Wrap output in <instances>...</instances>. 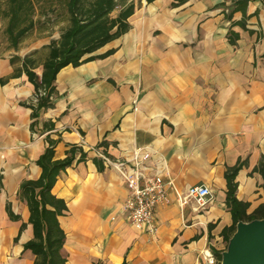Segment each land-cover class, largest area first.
<instances>
[{
  "label": "crops",
  "instance_id": "1",
  "mask_svg": "<svg viewBox=\"0 0 264 264\" xmlns=\"http://www.w3.org/2000/svg\"><path fill=\"white\" fill-rule=\"evenodd\" d=\"M133 1L128 29L93 54L109 52L62 67L52 106L35 116L33 84L24 72L11 75L9 59L38 50L42 61L49 42L20 53L5 41L0 264H34L24 247L33 228L20 184L40 176L48 146L52 159L70 157L50 189L66 206L56 216L64 264H204L203 249L225 248L221 231L233 221L225 172L238 161L236 199L248 203L246 213L264 203V1ZM34 70L40 75L41 65ZM137 146L150 153L146 173L171 177L178 191L204 183L212 202L180 207L170 189L155 210L154 233L129 223L121 210L127 188L97 151L125 160Z\"/></svg>",
  "mask_w": 264,
  "mask_h": 264
},
{
  "label": "trees",
  "instance_id": "2",
  "mask_svg": "<svg viewBox=\"0 0 264 264\" xmlns=\"http://www.w3.org/2000/svg\"><path fill=\"white\" fill-rule=\"evenodd\" d=\"M238 1L245 3L247 0ZM133 10V0H0V17L5 19L3 38L9 43L8 47L17 48L19 42L33 28L51 22L53 13L59 14V18L65 22L58 37H52L48 44L43 45L46 54L42 61L33 55L38 50L23 57L13 55L9 59L11 64H15L12 76H19L24 72L28 81L33 84L35 93L40 89L45 91V94L38 96L35 103H28L33 108V116L38 114L39 109L52 106L51 94L54 92L57 72L66 65L77 66L106 55L109 50L100 54L93 52L128 29L127 18ZM39 64L40 75L34 70ZM7 79L8 77H0V84ZM52 155V146H48L38 159L42 168L40 176L23 180L20 184L21 193L30 211L29 222L33 228V238L24 247L30 248L35 254L34 264H64V258L59 255L64 233L59 228L56 216L66 206L50 189L59 170L70 162V157L52 159ZM241 164L238 161L225 172L226 204L233 220L230 226H225L221 231L225 246L238 220L248 221L264 217V203L259 204L251 213H246L248 203L237 200L234 195V178ZM260 170L264 172L263 161H260ZM47 204L52 208H47ZM220 252L221 250L215 253L218 261Z\"/></svg>",
  "mask_w": 264,
  "mask_h": 264
},
{
  "label": "built area",
  "instance_id": "3",
  "mask_svg": "<svg viewBox=\"0 0 264 264\" xmlns=\"http://www.w3.org/2000/svg\"><path fill=\"white\" fill-rule=\"evenodd\" d=\"M45 94L40 89L35 93L32 100L35 102L39 95ZM97 153L101 156L105 165L114 168L121 176L126 188L127 195L121 203L122 214L132 224H145L150 233L157 228L155 210L158 206L169 202V190L175 192L176 203L182 207L192 202L195 210L204 209L212 202V193L208 185L196 184L187 187L182 191L174 188L171 177H164L162 174H148L142 169L143 162L149 157V152L143 147H135L128 159H113L100 150ZM204 264H219L212 250L207 247L201 251Z\"/></svg>",
  "mask_w": 264,
  "mask_h": 264
},
{
  "label": "water",
  "instance_id": "4",
  "mask_svg": "<svg viewBox=\"0 0 264 264\" xmlns=\"http://www.w3.org/2000/svg\"><path fill=\"white\" fill-rule=\"evenodd\" d=\"M219 264H264V217L236 222Z\"/></svg>",
  "mask_w": 264,
  "mask_h": 264
},
{
  "label": "rangeland",
  "instance_id": "5",
  "mask_svg": "<svg viewBox=\"0 0 264 264\" xmlns=\"http://www.w3.org/2000/svg\"><path fill=\"white\" fill-rule=\"evenodd\" d=\"M51 15V13L49 14ZM63 19L59 18V14H52V20L49 23L41 24L33 28L28 34L22 39L23 42L20 44L16 50L23 53L27 49L32 47L41 46L45 42H49L52 37L57 38L59 35V30L65 25ZM5 25V19L0 17V55L7 54L9 48L3 38L2 28ZM11 48V47H10ZM46 49L42 53V58L45 57Z\"/></svg>",
  "mask_w": 264,
  "mask_h": 264
}]
</instances>
